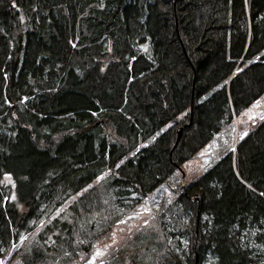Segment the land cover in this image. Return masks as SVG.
I'll return each instance as SVG.
<instances>
[{
    "label": "trees",
    "instance_id": "16d2710c",
    "mask_svg": "<svg viewBox=\"0 0 264 264\" xmlns=\"http://www.w3.org/2000/svg\"><path fill=\"white\" fill-rule=\"evenodd\" d=\"M262 96L264 0H0V264L87 263ZM170 200L96 264H264V119Z\"/></svg>",
    "mask_w": 264,
    "mask_h": 264
},
{
    "label": "rangeland",
    "instance_id": "374dc122",
    "mask_svg": "<svg viewBox=\"0 0 264 264\" xmlns=\"http://www.w3.org/2000/svg\"><path fill=\"white\" fill-rule=\"evenodd\" d=\"M109 54H111V51L106 48L103 56L104 61H107ZM262 119H264V96L259 98L243 113L234 117L228 135L219 134L215 136L214 139L198 153L195 159L187 162L183 166L185 169L184 177L180 179L179 175L176 173L174 176L169 177L167 181L169 186L166 185V183L162 184L153 192L146 194L145 198L141 199L142 202L136 206L126 221L115 226L112 231V236L108 240H104L94 246L92 256L85 264H90V262H92V264H96L97 260L102 259V257H104V255L110 250V246L118 243L123 236L128 235L141 225L147 226L152 217L154 218L163 214L162 212L164 209L170 205V199H172L173 195L176 194L180 196L182 194V187L186 182L196 177L203 176L204 173L213 165V162L218 161L224 154L230 153V149L234 148V142L237 141V144L240 138L247 133V129L253 125L254 122ZM115 166L116 165H114V167ZM156 201H160L167 206L161 209L162 206L157 207L155 205ZM166 220L169 222L171 221V218L167 216L164 221ZM196 225L197 220L195 228ZM185 226L186 229L191 227L190 217L186 219ZM177 229L179 231V226ZM169 244H171L172 247H178L179 245V251L181 253L185 251L186 254L188 253L190 246L188 238L182 235L172 237L169 240ZM88 248L91 250V246H88ZM97 251H99L101 255L97 256ZM181 261H183V259H181ZM1 264L4 263L1 262Z\"/></svg>",
    "mask_w": 264,
    "mask_h": 264
},
{
    "label": "water",
    "instance_id": "95a60500",
    "mask_svg": "<svg viewBox=\"0 0 264 264\" xmlns=\"http://www.w3.org/2000/svg\"><path fill=\"white\" fill-rule=\"evenodd\" d=\"M14 14H15V9L13 7H11V19H10V28H11V30L8 32V35H7L8 38H11V37L15 38L17 36V34H19L22 31V29L18 27V21H17V18H16V16ZM190 113L192 114V105H191V108H190ZM190 125H191V122L187 126H190ZM183 129L184 128L182 127L178 131L177 141L175 143V146L177 145V143L179 142V140L181 138Z\"/></svg>",
    "mask_w": 264,
    "mask_h": 264
},
{
    "label": "snow or ice",
    "instance_id": "6c2138e0",
    "mask_svg": "<svg viewBox=\"0 0 264 264\" xmlns=\"http://www.w3.org/2000/svg\"><path fill=\"white\" fill-rule=\"evenodd\" d=\"M122 223H123V221H122ZM96 255L99 256V255H101V253L99 251H97ZM90 264H92V262H90Z\"/></svg>",
    "mask_w": 264,
    "mask_h": 264
},
{
    "label": "flooded vegetation",
    "instance_id": "af4514ba",
    "mask_svg": "<svg viewBox=\"0 0 264 264\" xmlns=\"http://www.w3.org/2000/svg\"><path fill=\"white\" fill-rule=\"evenodd\" d=\"M104 34H106L105 31L103 32V35H104ZM109 57H110V56H108V59H109ZM108 59H107V60H108ZM103 61H104V60H103Z\"/></svg>",
    "mask_w": 264,
    "mask_h": 264
}]
</instances>
